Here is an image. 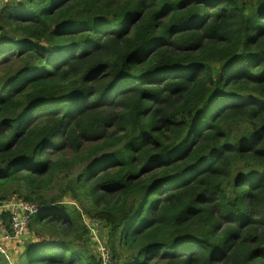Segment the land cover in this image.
I'll return each mask as SVG.
<instances>
[{"label":"trees","instance_id":"1","mask_svg":"<svg viewBox=\"0 0 264 264\" xmlns=\"http://www.w3.org/2000/svg\"><path fill=\"white\" fill-rule=\"evenodd\" d=\"M75 166L60 196L82 209L47 200ZM11 193L42 205L26 264H102L85 214L115 264H264V0L6 1Z\"/></svg>","mask_w":264,"mask_h":264},{"label":"rangeland","instance_id":"2","mask_svg":"<svg viewBox=\"0 0 264 264\" xmlns=\"http://www.w3.org/2000/svg\"><path fill=\"white\" fill-rule=\"evenodd\" d=\"M6 1L9 0H3L0 4V10L3 7V5L6 3ZM80 171V166L77 167L75 166L72 171H69L66 174H63L59 181L54 184V186L46 193V198L47 200H51L52 197H56V199L59 202H62V200H65L64 204L65 206L69 208H79L82 209L83 203L79 200L73 201L68 193H66L64 196H60L62 194V190L66 185L68 184L69 181H72L76 178V175ZM19 200H23V198L20 196V193H11L8 196H6L4 199H0L1 202H16ZM85 214V213H84ZM83 222L85 225H87L88 231L87 234H85L84 238L82 239L81 242L84 243L86 246H88L89 250L93 252L94 254L97 255L101 259L103 251L101 250V246H104L106 249V252L108 253L110 260L112 261L113 264H115V257H114V252L112 249L113 242L111 239L108 237V228L104 225V221L98 218H93L90 219L87 214L84 215ZM10 222H5V223H0V234L2 232V228L6 229V232L4 233V238H7V235L12 234V230L7 228L6 226ZM24 231L26 232V240L23 239L21 236L18 240H10L9 243L10 246L4 248L5 249V254L8 256L9 264H26L27 258L22 254V245H26L27 242L32 241V240H37L40 237L38 236V231L34 230L33 228L30 227L29 223L25 227ZM23 232V231H21ZM24 232V233H25ZM23 233V234H24ZM44 233H40V236ZM45 235V234H44ZM10 239V238H9ZM3 240H1L2 242ZM16 242V243H13Z\"/></svg>","mask_w":264,"mask_h":264},{"label":"built area","instance_id":"3","mask_svg":"<svg viewBox=\"0 0 264 264\" xmlns=\"http://www.w3.org/2000/svg\"><path fill=\"white\" fill-rule=\"evenodd\" d=\"M2 1L3 0H0V4ZM41 207L42 205L40 203L29 200H19L16 202L5 201L0 203V211H6L10 213V223L6 227L12 230V234L7 235V238H4L6 229L2 228V232L0 234V251L2 253L5 254L4 248L12 244L9 243L10 240H18L21 236H23V233L25 232L24 229L29 223V220L40 210ZM1 240L3 241L1 242ZM101 250L103 251L102 257L100 259L102 264H113L104 246H101Z\"/></svg>","mask_w":264,"mask_h":264}]
</instances>
